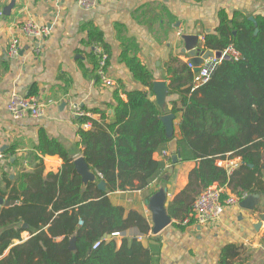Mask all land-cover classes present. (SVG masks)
<instances>
[{
    "label": "trees",
    "instance_id": "16d2710c",
    "mask_svg": "<svg viewBox=\"0 0 264 264\" xmlns=\"http://www.w3.org/2000/svg\"><path fill=\"white\" fill-rule=\"evenodd\" d=\"M219 17L215 32L204 36L205 47L218 51L234 45L242 58L223 59L211 79L194 90V72L188 63L174 59L178 66L168 68L173 73L170 94H179L182 105L173 102L172 109L182 111L181 161L197 165L167 211L181 221L190 217L191 223L197 195L214 183L230 186L239 196L264 192V16L252 21L242 12L230 17L221 10ZM123 56L134 77L152 89V73L138 58L126 52ZM127 96V100L117 97L114 121L93 120V129L79 131L83 154L98 180L106 182V191L94 182L85 185L72 155L44 136L40 150L60 154L61 170L45 175L43 163H38L34 171L21 172L16 181L7 177L5 189L0 186L1 196L11 201L0 208V254L13 239L21 238L23 223L32 233L12 245L0 264H160L159 240L146 246L137 236L124 237L118 246L112 236L131 228L144 235L152 226L139 211L113 204L108 193L144 189L156 179L162 181L172 163L168 151L172 137L160 118L161 107L147 90H131ZM162 151L168 155L157 156ZM227 156L241 157L231 174L217 164ZM99 240L101 244L93 248ZM239 255V247L229 244L222 250L220 263L231 264Z\"/></svg>",
    "mask_w": 264,
    "mask_h": 264
},
{
    "label": "crops",
    "instance_id": "0c3cea01",
    "mask_svg": "<svg viewBox=\"0 0 264 264\" xmlns=\"http://www.w3.org/2000/svg\"><path fill=\"white\" fill-rule=\"evenodd\" d=\"M0 10V147L6 155L0 159V186L5 189L7 177L16 181L21 172L34 171L38 163H43L45 175L61 170L64 159L60 154L41 152L43 136L63 146L74 161L84 156L80 129H93V120L114 121L118 96L127 100L128 91L147 90L155 99L153 89L134 77L124 60L125 52L138 58L154 81L168 84L162 115L175 114L173 137L178 140L182 111L173 112V102L178 107L182 105L179 94H170L173 73L168 68L178 66L174 59L185 63L190 59L182 36L198 35L196 46L201 48L205 46V34L218 27L221 10L230 17L242 12L257 18L264 16V0H100L91 10L79 8L77 0H0ZM29 18L51 27L39 53L35 52V41L22 31V24ZM14 35L20 37L22 49L19 56L11 58L7 49ZM97 43L109 54L107 72L114 80L112 85L102 83L96 74L92 45ZM13 92L44 102L45 114L39 118L12 117L8 102ZM68 99L78 102L87 116L75 117ZM84 122L89 126L83 127ZM171 148L169 143L168 151L173 154ZM163 155L164 151L157 154ZM196 165L193 161L169 163L162 181L156 179L144 189L112 191L108 196L113 204L142 213L153 227L149 204L153 193L166 188L167 206L187 186L189 173ZM223 186V198L234 193L230 186ZM257 194L254 209L239 201L227 206L219 220L206 225L171 218L159 233L151 230L140 240L146 246L156 240L161 242L160 264H221L222 250L229 244L240 249L231 264H264V192ZM5 207L0 203V208ZM28 227L23 226L21 238L12 240L0 260L12 245L31 236ZM138 235H142L138 229L131 228L113 238L121 246L124 237Z\"/></svg>",
    "mask_w": 264,
    "mask_h": 264
},
{
    "label": "built area",
    "instance_id": "2783aa9c",
    "mask_svg": "<svg viewBox=\"0 0 264 264\" xmlns=\"http://www.w3.org/2000/svg\"><path fill=\"white\" fill-rule=\"evenodd\" d=\"M99 1L100 0H77V5L83 10H91L98 5ZM1 15H3V10H0V16ZM21 27L24 35L35 41V52L39 53L41 51V42H43V40L51 33V27L48 24L38 22L34 18L27 19ZM179 34H181V31L179 32ZM202 40H204V38ZM21 49V39L19 36L14 35L8 45V56L11 58L19 56ZM201 49L207 50L208 48L203 46L201 47ZM92 51L96 57L97 65L95 71L98 78L105 85H112L114 83V80L108 75L107 72L109 54L100 43L93 44ZM220 51L222 52L221 57H218L215 54L216 51H214L211 56L205 58L200 64V69L198 72L194 71V63L190 61V59L188 60V66L194 72L192 90L208 82L223 59L239 60L242 58L241 51L238 50L234 45H229L228 47ZM68 103L70 105L71 112L75 117L81 118L87 116L88 113L81 107L78 102L72 99H68ZM45 111L46 104L38 100L34 96H25L20 93L13 92L9 98L8 112L14 118H22L26 115L39 118L45 114ZM82 125L83 127H88L89 122H84ZM164 154L165 156L168 155L166 151H164ZM5 157V152L0 147V159L2 160ZM217 164L226 168L227 172L231 174L241 164V157L227 156L224 159H219L217 161ZM223 193L224 186L220 185L219 183H214L203 189L197 195L193 204V212L191 214V217L194 219V222L200 225H206L215 222L220 219L227 206L238 203L248 195L245 194L244 196H239L234 192L227 198H223ZM185 221L189 222L190 217L185 219ZM82 223L83 221L81 220L80 224ZM121 234V232H114L112 233V236H118ZM137 237L139 239H143L144 235H138ZM100 244L101 240L97 241L93 245V248H97Z\"/></svg>",
    "mask_w": 264,
    "mask_h": 264
},
{
    "label": "water",
    "instance_id": "95a60500",
    "mask_svg": "<svg viewBox=\"0 0 264 264\" xmlns=\"http://www.w3.org/2000/svg\"><path fill=\"white\" fill-rule=\"evenodd\" d=\"M252 21H256L254 16H251L249 18ZM256 32H258V29H256ZM182 38L186 42V48L185 51L188 52L190 56V61H192L195 65V72H198L200 69V64L203 62L205 58L208 56H211L214 51L211 49L203 50L200 47H197V41L199 40L198 35H183ZM215 54L218 57H221L222 52L220 50L216 51ZM153 92L155 93L156 102L161 107L164 108L168 96L169 86L166 83V81L161 80H155L153 82ZM167 135L169 137H172V140L170 141V144L172 146V151L174 153L172 154V163L175 165L178 162L181 161V152L178 149L177 143L178 140L174 138V113H168L165 115L160 116ZM74 167L75 170L81 175L82 180L85 185H88L90 182H94L97 184L98 189L102 191L107 190V185L104 180L99 181L96 173L92 170L91 166L87 162L85 156H79L76 159H74ZM170 171H173V167H171ZM166 199H167V189L166 188H160L151 198L149 201L151 211L153 213V219H154V225L152 227V230L154 233H159L162 229H164L167 225L171 222V216L169 215L167 211L166 206ZM259 196L258 194H248L245 198H243L240 202L242 206L247 207L249 209H254L255 204L258 202ZM0 203H5V205L9 206L11 204L10 200H5L3 197L0 196ZM24 227H28V224H24ZM111 235H105V238L110 237ZM71 248L75 249V239H72L71 241Z\"/></svg>",
    "mask_w": 264,
    "mask_h": 264
}]
</instances>
